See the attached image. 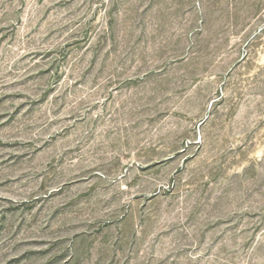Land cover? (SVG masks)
<instances>
[{
	"label": "rangeland",
	"instance_id": "1",
	"mask_svg": "<svg viewBox=\"0 0 264 264\" xmlns=\"http://www.w3.org/2000/svg\"><path fill=\"white\" fill-rule=\"evenodd\" d=\"M0 264H264V0H0Z\"/></svg>",
	"mask_w": 264,
	"mask_h": 264
}]
</instances>
